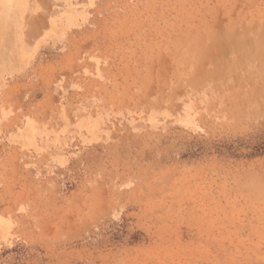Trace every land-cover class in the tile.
Masks as SVG:
<instances>
[{"label": "rangeland", "instance_id": "obj_1", "mask_svg": "<svg viewBox=\"0 0 264 264\" xmlns=\"http://www.w3.org/2000/svg\"><path fill=\"white\" fill-rule=\"evenodd\" d=\"M0 264H264V0H0Z\"/></svg>", "mask_w": 264, "mask_h": 264}]
</instances>
